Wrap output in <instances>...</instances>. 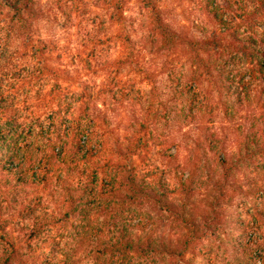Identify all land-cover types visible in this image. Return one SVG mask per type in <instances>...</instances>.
Returning <instances> with one entry per match:
<instances>
[{
	"label": "trees",
	"instance_id": "16d2710c",
	"mask_svg": "<svg viewBox=\"0 0 264 264\" xmlns=\"http://www.w3.org/2000/svg\"><path fill=\"white\" fill-rule=\"evenodd\" d=\"M45 1L0 0V264H194L231 191L257 189L243 168L264 183V0L188 22L107 0V40L93 22L75 45L43 34L65 14ZM70 229L78 251L53 252Z\"/></svg>",
	"mask_w": 264,
	"mask_h": 264
},
{
	"label": "rangeland",
	"instance_id": "374dc122",
	"mask_svg": "<svg viewBox=\"0 0 264 264\" xmlns=\"http://www.w3.org/2000/svg\"><path fill=\"white\" fill-rule=\"evenodd\" d=\"M45 2L59 10L65 9L64 16H60L59 20L51 18L40 24L43 34L56 36L61 44L69 42L75 45L81 42L93 22H96L98 27L95 35L97 41L100 39L101 42H105L104 40L110 34L107 17L102 10V6L107 5V0H46ZM161 2L168 9L170 18L177 22H188L191 18L202 16L204 4L201 0H160ZM141 12L140 5L135 0H130L127 6L130 20L139 22ZM8 44H10L7 45L8 51H11L13 45ZM94 46L95 43L92 41L87 48V51L94 56L99 55L100 52L111 54L116 48L114 42L105 44L103 49H99V45L96 48ZM243 170L250 179L256 178L257 182L253 181V183L258 185L257 189L249 192V188L245 187L243 191H231V196L225 205L221 226L201 242L193 256H189L194 264H260L257 256L260 248L264 246V226L254 218L253 213L264 210V183L263 178L259 179L260 175L256 174L252 167H246ZM158 221V225L161 224L162 234L164 222L162 218H158ZM173 229L174 226L171 227V230ZM72 234L71 229L52 232L51 237L57 238L51 246L53 252H64L71 256L75 254L74 252L78 251L79 242L78 238L73 237ZM160 259L163 260V256L146 259L142 264H158ZM41 260L43 261L44 257ZM87 262V259H84L79 264H88ZM134 263L140 264L131 262V264Z\"/></svg>",
	"mask_w": 264,
	"mask_h": 264
}]
</instances>
